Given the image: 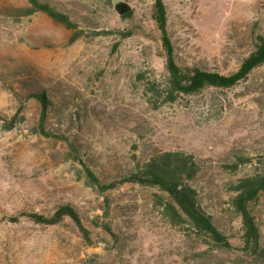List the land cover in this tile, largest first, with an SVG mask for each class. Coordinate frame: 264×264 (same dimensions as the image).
<instances>
[{
	"label": "rangeland",
	"instance_id": "obj_1",
	"mask_svg": "<svg viewBox=\"0 0 264 264\" xmlns=\"http://www.w3.org/2000/svg\"><path fill=\"white\" fill-rule=\"evenodd\" d=\"M41 1L75 29L42 13L0 16V264L263 263L264 196L250 205L260 232L256 253L244 247L231 199L240 179L264 171V66L229 89L170 102L153 0ZM163 3L182 65L231 75L254 35L264 36V0ZM25 5L0 0V7ZM30 93L52 104L45 123L51 136L38 132L40 104ZM69 143L106 184L158 152L192 155L198 202L232 248L202 246L192 232L171 227L156 204L155 195L164 198L159 190L124 185L99 195ZM67 204L79 212L90 242L68 219L49 226L23 216L49 217Z\"/></svg>",
	"mask_w": 264,
	"mask_h": 264
},
{
	"label": "trees",
	"instance_id": "obj_2",
	"mask_svg": "<svg viewBox=\"0 0 264 264\" xmlns=\"http://www.w3.org/2000/svg\"><path fill=\"white\" fill-rule=\"evenodd\" d=\"M36 13L44 14L54 23L67 29H75V25L67 15L41 0H27V5L18 8L0 7V16L26 18ZM153 20L160 32L162 47L165 50L166 84L164 91L170 102L181 95L192 96L206 89H229L246 79L254 69L264 66V36L261 34L254 35L251 52L239 69L231 75H221L199 67L182 65L178 63L168 37L167 16L163 0H153ZM121 36L128 35L121 33ZM78 38L79 35L76 33L71 41ZM28 98H33L40 104L38 132L45 137L51 136L45 128L51 102L43 93H30ZM68 146L72 158L84 169L88 187L94 189L99 195L124 185L159 190L163 193L164 198L155 195L156 204L161 208V215L167 219L171 227L179 226L192 232L201 241L200 245L202 246L211 244L215 249L223 251L232 248L227 238L213 224L211 217L204 212L198 202V193L192 187L191 181L196 177L199 167L192 155L179 151L158 152L144 161L136 162L133 170L117 181L106 184L101 182L76 155L74 146L70 143ZM233 190L235 195L231 199V205L242 224L244 247L256 253L259 248L260 232L250 205L257 201L259 196H264V171L240 179ZM23 216L34 223L49 226L59 225L68 219L74 224L84 240L91 241L89 230L82 221L79 212L71 205L59 206L49 217L37 213H25ZM17 220L16 217L9 219L12 223H16ZM100 228L110 233V227ZM204 253L205 251H201L199 254ZM260 264H264V262Z\"/></svg>",
	"mask_w": 264,
	"mask_h": 264
}]
</instances>
